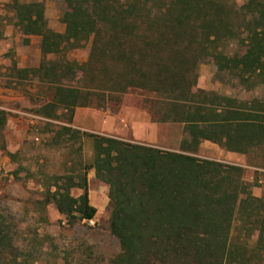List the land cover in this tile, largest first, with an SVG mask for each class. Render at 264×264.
Instances as JSON below:
<instances>
[{"label":"trees","instance_id":"1","mask_svg":"<svg viewBox=\"0 0 264 264\" xmlns=\"http://www.w3.org/2000/svg\"><path fill=\"white\" fill-rule=\"evenodd\" d=\"M62 1L58 32L48 26L41 0H12L15 24L25 41L40 36L44 57L90 40L83 63L43 58L37 68L20 70L39 72L54 86L39 110L47 118L59 108L68 112L57 138L92 139L91 162L82 173L58 177L63 183L54 181L49 201L69 223L92 219L85 172L93 168L108 186L109 230L119 241L109 264H261L264 197L252 193L241 165L193 152L204 140L236 153L264 149V96L241 99L197 86L208 57L218 75L240 86L264 84V0ZM229 41L243 51L226 53ZM75 67L81 82L65 84ZM133 89L153 95L154 121L182 123L181 150L71 126L76 107L111 106ZM5 123L0 109V129ZM73 187L82 192L72 195ZM10 242L0 215V252Z\"/></svg>","mask_w":264,"mask_h":264},{"label":"rangeland","instance_id":"2","mask_svg":"<svg viewBox=\"0 0 264 264\" xmlns=\"http://www.w3.org/2000/svg\"><path fill=\"white\" fill-rule=\"evenodd\" d=\"M41 1L48 26L63 32V1ZM235 1L237 5L242 3V0ZM89 48L90 40L44 57L40 51V36L30 35L25 41L15 24L12 0H0V109L6 112V123L0 129V215L11 235L9 248L0 252V264H109L110 258L120 250L118 239L109 230L108 186L95 177L93 168L85 172L89 202L96 207L92 219L69 223L49 201L48 190L55 189L53 183L58 177L82 173L83 166L91 162L92 139L87 135L57 138L55 133L68 112L59 108L55 117L47 118L39 110L51 100L54 86L41 79L39 72L20 71L37 68L43 58L83 63L88 58ZM238 50L243 51V47L237 41H229L224 48L226 53ZM74 70L73 77L63 79L65 84L76 86L81 82L82 71L76 67ZM197 86L241 99L264 96V84L246 88L227 74L218 75L211 57L198 67ZM152 98L145 90L133 89L111 106L76 108L84 111L83 116L86 111L116 115L107 122L115 133H105L107 135L181 150V141L186 137L182 123L154 121ZM77 128L102 134L93 128ZM193 154L241 165L243 178L251 184L252 193L264 197L263 148L236 153L205 140ZM58 182L63 183V179ZM70 192L77 196L82 189L73 187ZM255 238L256 233L251 242Z\"/></svg>","mask_w":264,"mask_h":264},{"label":"crops","instance_id":"3","mask_svg":"<svg viewBox=\"0 0 264 264\" xmlns=\"http://www.w3.org/2000/svg\"><path fill=\"white\" fill-rule=\"evenodd\" d=\"M83 113L84 111H79L78 108L74 110V114L72 117V127L77 128L80 126L93 128L96 130V132L102 133L103 135H107L105 133H115L113 131V128L109 124H107V122H109V120H111L112 118L117 117L116 115H107L106 112L100 111H86L85 116H83Z\"/></svg>","mask_w":264,"mask_h":264}]
</instances>
